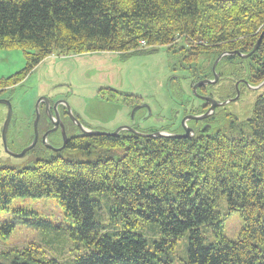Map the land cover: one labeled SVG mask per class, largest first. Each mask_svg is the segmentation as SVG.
Returning <instances> with one entry per match:
<instances>
[{
  "label": "trees",
  "instance_id": "16d2710c",
  "mask_svg": "<svg viewBox=\"0 0 264 264\" xmlns=\"http://www.w3.org/2000/svg\"><path fill=\"white\" fill-rule=\"evenodd\" d=\"M11 49L22 50L27 65L0 80V89L55 52L115 53L123 61L156 49L199 61L202 70L190 80L212 76L217 63L229 84L257 86L264 81V0H0V50ZM223 53L234 55L217 61ZM251 108L250 117L222 120L208 137L85 135L31 167L0 164V211L16 199L55 200L73 224L70 238L83 244L75 264H264L263 90ZM96 194L113 199L107 223L95 218ZM234 213L242 221L236 240L225 233ZM141 220L161 236L139 233ZM0 264L62 263L31 247L0 254Z\"/></svg>",
  "mask_w": 264,
  "mask_h": 264
},
{
  "label": "rangeland",
  "instance_id": "374dc122",
  "mask_svg": "<svg viewBox=\"0 0 264 264\" xmlns=\"http://www.w3.org/2000/svg\"><path fill=\"white\" fill-rule=\"evenodd\" d=\"M227 55L233 56L234 53ZM158 58L159 55L151 59L144 56L121 63L116 55L110 53L62 56L55 52L38 64L14 92L12 106H22L23 111L14 113V118H18L15 121L16 132L21 135L18 141L14 142L13 150H24L29 140L26 135L28 115L33 112L40 97L52 98L62 95L66 98L69 95L66 101L70 109L87 125L112 130L114 124L111 122L121 121V117L115 112L116 106H100L96 103L98 90L110 87L118 90L127 88L128 91L134 92L160 87L168 74L166 70L158 67ZM223 58L222 55L217 60ZM26 65V56L22 50H0V80L18 74ZM227 86L232 87L229 83ZM247 87L248 92L243 89L244 106H236L242 108V113L252 109L255 96L264 91V81L257 86L248 85L247 82ZM27 106L30 107L25 110ZM248 117L250 114L246 112L244 118ZM40 149L38 147L23 158H12L4 163L11 168L31 167L40 159ZM95 196L101 206V211L95 218L107 223L110 218L109 206L113 204V199L109 196L107 199L100 194ZM30 201L16 199L7 210L0 211V254L11 250L40 248L41 253L56 258L62 264H75L76 257L83 253L84 248L83 244L75 242L69 236L72 222L64 218V213L55 200ZM221 205L223 207L224 203ZM140 223L139 233L148 239L156 240L161 236L154 225L143 220ZM10 226L13 227L12 230ZM241 230V218L238 213H234L227 220L226 236L236 240ZM206 236L208 242L213 239V235ZM187 244L188 235L178 241V251L181 252Z\"/></svg>",
  "mask_w": 264,
  "mask_h": 264
},
{
  "label": "flooded vegetation",
  "instance_id": "af4514ba",
  "mask_svg": "<svg viewBox=\"0 0 264 264\" xmlns=\"http://www.w3.org/2000/svg\"><path fill=\"white\" fill-rule=\"evenodd\" d=\"M227 54L229 53H223L220 56L226 57ZM157 55H159L158 67L166 70L168 74L160 87L149 90L144 88L134 92L128 91L127 88L118 90L110 87L98 90L96 103H99L100 106H116L115 112L117 116L121 117V121L111 122L114 124L112 130L107 131L87 125L78 114L67 107L69 106L67 103L69 95L66 98L62 95L52 98L40 97L34 106L33 112L28 115L27 129L29 131L27 130L26 135L29 140L24 150L32 147L27 151L15 152L13 150L14 142H17L21 135V133L16 132L14 122L18 118H14V113L23 111L22 106H12L13 96L16 88L22 85L24 79L0 89V164H5L4 162L12 158H21L15 157V155L24 154L23 158L28 153L34 152L38 147L41 148L40 159L50 156L51 152L57 150V152L63 150L66 152L72 139L79 140L87 135L80 130L75 120L84 128L94 132L113 134L117 129H123L118 133L117 138L126 137L125 135L141 137L137 133L144 135L169 133L178 136L188 134L191 138L187 139L191 140L218 133L222 120L224 122L230 118L241 121L246 112L251 115L252 109L245 110V113H242V108L236 107L244 106L243 87L248 89L247 82L242 79L235 84L231 83L232 87H228V81L222 72L216 69V63L212 69V76L200 80L195 78L190 80L189 74L194 71L200 74L202 67H200L199 61L194 63L193 59L184 53L156 49V51L137 54L131 58L137 59L145 56L147 59H151ZM243 58L247 59L245 56ZM127 60H119V62L124 63ZM203 83L206 85L196 87L197 84ZM228 101L230 102L227 105H223ZM213 105L217 107L211 113L210 109ZM29 107L27 106L25 110ZM37 109L39 112L38 117ZM8 114H10V125L3 137L2 127ZM207 114V118L196 120V118ZM68 118L73 125L68 122ZM47 120L48 123H46ZM36 123L38 132L35 130Z\"/></svg>",
  "mask_w": 264,
  "mask_h": 264
},
{
  "label": "water",
  "instance_id": "95a60500",
  "mask_svg": "<svg viewBox=\"0 0 264 264\" xmlns=\"http://www.w3.org/2000/svg\"><path fill=\"white\" fill-rule=\"evenodd\" d=\"M259 45V44H258ZM217 64V63H216ZM201 85H206L205 83H203V84H199V85H197L196 87H199V86H201ZM254 89H257V88H254ZM230 101H228V102H225L223 105H227L228 103H229ZM68 108H69V110H71L70 109V107L69 106H67ZM217 106H215V105H213V106H211V109H210V112L211 113H213L214 112V110H215V108H216ZM37 108H38V106H37ZM10 114H8V117H7V119H6V122H5V124H4V130H3V137H4V135H5V133H6V131H7V129H8V124H9V121H10V116H9ZM39 116V112H38V109H37V117ZM208 117V114L207 115H205V116H203V117H200V118H196V120H203V119H205V118H207ZM38 119V118H37ZM76 121V124H78V126H79V128H80V130L84 133V134H87V135H92V136H111V137H116V136H118V133L120 132V131H122L123 129H117L116 131H115V133H113V134H108V133H104V132H94V131H90V130H88L87 128H84L77 120H75ZM37 123H36V125H35V130H36V132H38L37 131ZM127 129H129V128H127ZM137 135H139V136H141V137H143V138H147V139H151V138H160V139H180V138H183V139H187V138H191V136L190 135H185V136H178V135H173V134H169V133H155V134H152V135H144V134H140V133H137ZM4 142H5V138H4ZM32 147V146H31ZM31 147H29V148H27L26 150H24V151H27V150H29ZM5 148H6V145H5ZM7 150V149H6ZM58 151V150H57ZM24 154H19V155H15V157H22Z\"/></svg>",
  "mask_w": 264,
  "mask_h": 264
},
{
  "label": "bare ground",
  "instance_id": "6f19581e",
  "mask_svg": "<svg viewBox=\"0 0 264 264\" xmlns=\"http://www.w3.org/2000/svg\"><path fill=\"white\" fill-rule=\"evenodd\" d=\"M52 118V117H51ZM54 118V117H53ZM6 122V121H5ZM5 124V123H4ZM4 124H3V127H2V129L4 130ZM9 125H10V121H9V124H8V127H9Z\"/></svg>",
  "mask_w": 264,
  "mask_h": 264
}]
</instances>
